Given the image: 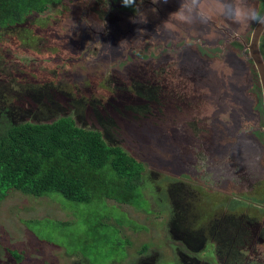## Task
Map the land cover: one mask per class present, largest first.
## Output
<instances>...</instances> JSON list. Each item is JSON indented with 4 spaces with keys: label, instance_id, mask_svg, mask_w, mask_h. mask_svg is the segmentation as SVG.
Here are the masks:
<instances>
[{
    "label": "rangeland",
    "instance_id": "1",
    "mask_svg": "<svg viewBox=\"0 0 264 264\" xmlns=\"http://www.w3.org/2000/svg\"><path fill=\"white\" fill-rule=\"evenodd\" d=\"M46 15L48 53L41 42L4 49L0 114L36 123L74 115L143 162L146 200L135 208L5 190L0 264H228L214 247L215 220L264 222L263 93L248 49L264 0H81ZM30 78L59 96L27 95ZM119 86L128 103L150 88L159 96L136 114L112 104ZM214 181L231 184H222L229 195L202 187ZM187 190L195 208L184 223ZM254 253L264 262V244L254 241Z\"/></svg>",
    "mask_w": 264,
    "mask_h": 264
},
{
    "label": "trees",
    "instance_id": "2",
    "mask_svg": "<svg viewBox=\"0 0 264 264\" xmlns=\"http://www.w3.org/2000/svg\"><path fill=\"white\" fill-rule=\"evenodd\" d=\"M79 1L0 0V59L10 58L4 49L13 53L18 44H21L19 51H26L41 42L45 48L41 53H48L46 44L54 34L53 25L47 30L39 22L49 23L42 18L48 11H59L60 6ZM3 78L0 73V84ZM134 79L138 84L150 85L139 76ZM30 81L27 83L31 93L27 91V95L59 96L52 82H43L40 91H36L33 88L38 86V81L32 78ZM152 90L148 89L143 99L159 96H154ZM125 92L124 87H117L118 99L112 104H127L126 109H133L136 114L145 112L141 110L143 94H136L133 99L130 96L132 100L128 103L127 99L121 100ZM10 112L8 108L0 114V199L5 198V190H17L38 198L58 193L75 203L107 199L120 205L141 207V200L145 198L144 164L122 146L109 145L100 131L80 126L74 115L36 123L17 121ZM14 256L22 260L20 255ZM220 256L225 257L226 253Z\"/></svg>",
    "mask_w": 264,
    "mask_h": 264
},
{
    "label": "flooded vegetation",
    "instance_id": "3",
    "mask_svg": "<svg viewBox=\"0 0 264 264\" xmlns=\"http://www.w3.org/2000/svg\"><path fill=\"white\" fill-rule=\"evenodd\" d=\"M263 36H264V32L261 36L260 46H259V51H260L262 58H263V55L261 52V42H262ZM249 55H250V53H249ZM252 62H253V60H252ZM253 64H254V62H253ZM178 97L175 98L174 96H172V98H170V101L173 103L175 100H177ZM263 107H264V101H263ZM261 130L264 131V126ZM224 161L225 160H221V161L213 160V163H214V165L219 166L218 164H222ZM222 184H225L226 186H228V185L231 186V184H228V182L223 183L222 181H218V182L214 181L209 185L208 184L202 185V187H205L211 191H220L221 193H225L226 195H229L226 193V190L223 189ZM220 189H222V190H220ZM183 194H184L183 195V202L182 201H179V202H181L180 205L182 208H184L183 212H184V214H186L184 220H182L185 223L187 221V219L193 218L192 217L193 215L190 214V210L192 207L195 208V205L193 203L188 206L185 204V202L186 203L188 202L189 196L191 199H194L195 198V192L187 190ZM235 221H236V223H234ZM235 221L233 222V216L223 217L222 223L225 224V226H223L222 223L220 224L219 219L215 220V222L211 226V229H210L211 233H213V231H215L217 228H219L220 232H221V234L214 235V238L218 242V243L217 242L214 243L215 244L214 247H215L216 251L220 252L221 254L226 253L225 257H221L219 255L218 256L219 260L224 258V259H226L225 261L228 264H264V262H262L261 259L258 258V254L254 253V241H256L258 245L264 244V222L256 223V222H254V220H248L247 216H242V217L236 218ZM226 229H227V231H226ZM223 231H226V235H224L225 232H223ZM240 232H242V233L239 235ZM204 233H205V231H204ZM257 236H261V238H258ZM201 242H204V239ZM262 260H264V259H262ZM233 262H235V263H233Z\"/></svg>",
    "mask_w": 264,
    "mask_h": 264
},
{
    "label": "water",
    "instance_id": "4",
    "mask_svg": "<svg viewBox=\"0 0 264 264\" xmlns=\"http://www.w3.org/2000/svg\"><path fill=\"white\" fill-rule=\"evenodd\" d=\"M264 32V17L260 20V22L257 24L252 38L251 42L248 46L250 57L253 60L256 69L259 74L260 83L262 86V92H263V101H264V60L261 57L259 46H260V39Z\"/></svg>",
    "mask_w": 264,
    "mask_h": 264
},
{
    "label": "clouds",
    "instance_id": "5",
    "mask_svg": "<svg viewBox=\"0 0 264 264\" xmlns=\"http://www.w3.org/2000/svg\"><path fill=\"white\" fill-rule=\"evenodd\" d=\"M134 0H121L122 6L128 7L130 6Z\"/></svg>",
    "mask_w": 264,
    "mask_h": 264
}]
</instances>
